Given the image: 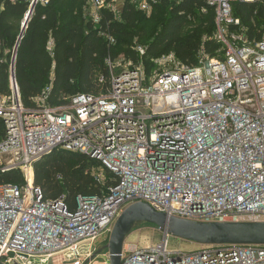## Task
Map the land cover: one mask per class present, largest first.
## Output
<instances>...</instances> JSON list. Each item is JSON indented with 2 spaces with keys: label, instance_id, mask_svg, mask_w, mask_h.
<instances>
[{
  "label": "built area",
  "instance_id": "built-area-1",
  "mask_svg": "<svg viewBox=\"0 0 264 264\" xmlns=\"http://www.w3.org/2000/svg\"><path fill=\"white\" fill-rule=\"evenodd\" d=\"M130 1L149 14L166 0ZM200 1L215 10L221 58L201 55L196 66L164 70L148 84L141 67L108 58L106 93L78 94L52 107L46 89L26 110L12 59L11 92L0 95L6 131L0 155L15 157L1 171H19L22 182L0 183L2 264H84L120 215L139 203L193 222L264 223V39L249 42L232 15V4L260 0ZM38 2L43 0L31 7ZM88 4L97 23L105 0ZM232 27L238 32L229 34ZM102 37L114 44L108 33ZM58 149L99 164L112 176L106 190L78 196L73 206L63 197L44 198L34 187L33 160ZM103 173L93 174L101 187ZM168 239L124 243L121 264H264V245L203 246L187 253L169 251Z\"/></svg>",
  "mask_w": 264,
  "mask_h": 264
},
{
  "label": "trees",
  "instance_id": "trees-1",
  "mask_svg": "<svg viewBox=\"0 0 264 264\" xmlns=\"http://www.w3.org/2000/svg\"><path fill=\"white\" fill-rule=\"evenodd\" d=\"M167 1V0H166ZM32 0H0V95H10V67L26 110L46 89L48 106L66 104L78 94L97 96L110 86L106 60L124 58L145 70L154 61L172 54L180 66L192 68L201 55L221 58L222 46L216 40L215 10L200 0L165 1L152 5L148 15L130 0L122 7L119 20L110 9L100 11L97 23L89 13L88 0H43L25 18ZM232 15L240 22L249 42L264 34V0L256 4L234 3ZM229 28L228 33H237ZM114 40L108 45L102 37ZM145 50L143 55L136 48ZM103 80L101 82L100 80ZM6 131L0 120V145ZM54 150L33 165L34 187L44 198H64L73 206L78 196L101 195L112 178L105 172L101 187L90 173L92 162L80 153L71 156ZM18 171H0V183L20 184Z\"/></svg>",
  "mask_w": 264,
  "mask_h": 264
},
{
  "label": "water",
  "instance_id": "water-1",
  "mask_svg": "<svg viewBox=\"0 0 264 264\" xmlns=\"http://www.w3.org/2000/svg\"><path fill=\"white\" fill-rule=\"evenodd\" d=\"M35 5L25 18L23 28ZM167 76V72L164 73ZM12 76L14 77L13 69ZM5 144L0 145V148ZM45 155L33 160V165ZM5 172V171H1ZM141 224L155 226L165 237H173L199 246L264 245V223L227 222L200 223L177 218L154 211L149 205L139 203L128 207L116 221L110 233L107 252L108 264H121V254L126 238ZM0 264H2L0 262Z\"/></svg>",
  "mask_w": 264,
  "mask_h": 264
},
{
  "label": "rangeland",
  "instance_id": "rangeland-1",
  "mask_svg": "<svg viewBox=\"0 0 264 264\" xmlns=\"http://www.w3.org/2000/svg\"><path fill=\"white\" fill-rule=\"evenodd\" d=\"M125 1L126 0H105L104 9L107 8L110 9L114 15V18L119 20L120 13ZM175 1L178 0H167L165 2L173 3ZM32 4H33V0H32ZM151 10L149 14L151 13ZM89 13L92 15V10L90 7H89ZM261 39H264V34L262 35ZM178 66H180V64L172 54L154 61L152 67L148 70H145V67L142 64L137 65V67H141L144 82L146 84L151 83L155 77L162 74V71L164 70L175 71L177 70ZM58 153H63L69 156L75 154L70 152H64L62 150H60ZM14 157L15 156L13 154L0 155V171L1 169L8 167L11 164V161L14 160ZM13 171H17V170H13ZM90 173L92 174V176L93 174L100 175L101 173H103V170L101 169L99 164L94 162L91 166ZM103 174L105 175V172ZM163 236L164 235L155 226L148 224H141L133 229L131 234L126 238L125 244L126 246H129L131 244H137L139 246L157 245L162 242ZM108 239L101 238L95 244V250L92 251V256L89 259L86 260L84 259L83 261L84 264H108L106 261ZM167 248L169 251L180 250L182 252L188 253V252L199 251L203 248V246H199L194 243L179 240L170 236L168 239Z\"/></svg>",
  "mask_w": 264,
  "mask_h": 264
},
{
  "label": "crops",
  "instance_id": "crops-1",
  "mask_svg": "<svg viewBox=\"0 0 264 264\" xmlns=\"http://www.w3.org/2000/svg\"><path fill=\"white\" fill-rule=\"evenodd\" d=\"M15 79V78H14Z\"/></svg>",
  "mask_w": 264,
  "mask_h": 264
}]
</instances>
